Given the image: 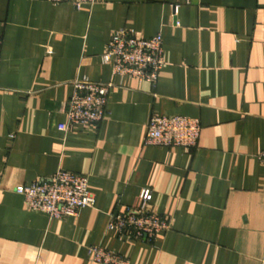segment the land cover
I'll use <instances>...</instances> for the list:
<instances>
[{
    "label": "crops",
    "instance_id": "crops-1",
    "mask_svg": "<svg viewBox=\"0 0 264 264\" xmlns=\"http://www.w3.org/2000/svg\"><path fill=\"white\" fill-rule=\"evenodd\" d=\"M119 29L162 36L154 86L102 61ZM0 40V264H91L93 246L130 264H264V0H0ZM81 79L112 85L105 116L59 132ZM162 116L197 119L196 147L145 146ZM58 170L86 176L95 203L49 220L15 188ZM142 190L171 222L152 243L107 230Z\"/></svg>",
    "mask_w": 264,
    "mask_h": 264
},
{
    "label": "built area",
    "instance_id": "built-area-1",
    "mask_svg": "<svg viewBox=\"0 0 264 264\" xmlns=\"http://www.w3.org/2000/svg\"><path fill=\"white\" fill-rule=\"evenodd\" d=\"M51 5L70 4L78 10L82 5H93L96 0H33ZM178 23L175 22V25ZM1 53V40H0ZM102 61L110 64L112 74L130 77L154 86L164 66L163 39L160 34L150 38L135 36L123 29L117 30L108 40ZM111 84L91 82L87 79L73 83L67 102L65 120L57 125L59 132L74 127H87L99 123L106 113L107 97ZM197 119L184 116L152 117L146 127L143 144L165 148H180L188 152L196 147L200 133ZM264 168V150L258 156ZM15 192L23 199L28 211L42 213L49 220L77 217L85 208L92 207L95 199L88 190L87 177L58 170L51 177L37 179L16 186ZM149 190L139 193V203L110 214L107 230H114L127 238L154 242L158 235L171 230L170 219L161 217L148 208ZM91 264H130L118 254L93 246L87 250Z\"/></svg>",
    "mask_w": 264,
    "mask_h": 264
}]
</instances>
